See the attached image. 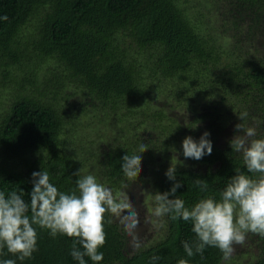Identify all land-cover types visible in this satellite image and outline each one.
Here are the masks:
<instances>
[{
	"label": "trees",
	"instance_id": "obj_1",
	"mask_svg": "<svg viewBox=\"0 0 264 264\" xmlns=\"http://www.w3.org/2000/svg\"><path fill=\"white\" fill-rule=\"evenodd\" d=\"M208 5L218 34L228 38L226 47L203 34L179 0H0V16L6 17L0 20V191L23 189L27 202L31 173L40 168L58 190L74 191L77 176L90 169L112 194L136 185L133 178H146L153 197L179 181L172 195L190 207L202 196L219 199L235 170L259 176L248 172L242 151L230 144L247 127L255 138L264 137V0H209ZM155 93L166 95V101L138 108ZM171 101L186 102V125L167 113ZM240 112L247 115L238 130ZM111 119L125 121L112 145L68 134L83 121ZM140 126L146 129L142 135L135 132ZM205 129L211 153L198 160L184 157L182 138H198ZM77 136L84 150L73 143ZM139 141L146 147L140 168L128 175L119 165L121 152L136 149ZM172 150L186 166L175 168L169 179L158 162ZM200 179L204 188L196 183ZM163 217V240L134 251L126 228L106 209L104 240L97 245L103 255L85 256L86 264H177L182 257L189 264H222L230 258L209 245L196 253L191 221ZM33 226L37 248L16 264H78L69 254L74 240L81 247L77 237L51 236L47 228ZM244 239L247 258L233 264H264V236L247 232ZM182 241L193 246L192 256ZM15 255L0 248V258Z\"/></svg>",
	"mask_w": 264,
	"mask_h": 264
},
{
	"label": "clouds",
	"instance_id": "obj_2",
	"mask_svg": "<svg viewBox=\"0 0 264 264\" xmlns=\"http://www.w3.org/2000/svg\"><path fill=\"white\" fill-rule=\"evenodd\" d=\"M5 18L0 16V20ZM246 115V112L239 113L235 129L243 127ZM209 136L206 129L198 138L185 135L181 140L182 155L198 160L210 154L212 141ZM247 137L254 138L246 140ZM231 141V148L242 151L248 172L259 173V176L252 177L235 170L220 190L219 199L213 195L202 196L190 207L182 198L172 195L179 187V181H175L167 191L155 193V215L169 214L173 219L179 217L191 221V230L197 238L194 242L196 253H202L209 245L217 247L227 257L233 251V243L242 242L247 232L264 236V137L255 138V130L247 127L242 136L232 137ZM145 148L144 142L139 141L136 149L121 152L119 165L124 173L136 175ZM165 175L173 179L175 166L169 164ZM31 177L32 188L27 202L21 194L23 189L20 192L9 191L7 195L0 191V248L16 254L14 259L0 258V264H16L17 260L22 261L32 255L37 248V232L33 225L47 228L51 236L59 232L77 237L81 247L77 248L74 240L69 254L78 264H86L85 256L90 260H100L103 251L97 245L104 240L102 215L106 209H116L119 205L110 187L99 183L91 173L77 176L75 190L68 192L58 190L42 168L34 170ZM196 183L201 188L206 186L203 179ZM181 243L185 254L192 256L193 246L188 241ZM150 259L155 261L158 257L154 255ZM177 264H189V261L182 257Z\"/></svg>",
	"mask_w": 264,
	"mask_h": 264
},
{
	"label": "rangeland",
	"instance_id": "obj_3",
	"mask_svg": "<svg viewBox=\"0 0 264 264\" xmlns=\"http://www.w3.org/2000/svg\"><path fill=\"white\" fill-rule=\"evenodd\" d=\"M197 1H200V3H196ZM179 2L186 9L192 22L195 23L196 27L201 30L203 34H210L216 38L220 45L223 47L227 46L229 42L227 41L228 38L221 33L218 34L217 19L214 13L209 11V0H179ZM192 97L193 96H191V98ZM165 99L166 95L155 93L152 99L142 101L138 108H141L140 106L144 107L146 104L159 107V104L166 101ZM199 99L194 98V100ZM177 102L178 101H171L170 107H167V113L170 115L172 113V116L178 118L177 120L179 123L186 125L189 122L188 118L190 115L185 109L186 102ZM135 119H137L135 122L141 120L140 118ZM84 123L86 124V122L83 121L82 125L73 128L68 134H71V136L81 135L84 138L81 139L82 142L93 141L96 142L97 145L106 144L108 146L114 144V142L120 138L121 128L124 126L123 123L125 124V121L121 122V125L116 122V119L98 123H96L95 120L94 125H85ZM135 132L136 134L142 135L146 132V129L144 126H140ZM77 138L78 136L72 139L74 144L78 143V141L76 142ZM77 146L83 147L84 145L77 144ZM81 150H84V147ZM158 163L165 164L166 168H168L169 164L175 166L176 169L181 166H186L182 162L177 150H172L171 153L164 155V158ZM84 171L85 174H93L90 169ZM93 175L97 177L99 183L107 186L104 179L101 178L98 173L95 172ZM133 181L138 183L130 187L127 191H117L113 193V198L119 202V205L116 209H109V211L116 223H122V225H124L131 248L136 251L147 249L162 241L166 233V224L163 215L157 216L154 214V197L149 191L147 179L144 178L139 180L138 178H133ZM246 241L247 240L244 239L240 243H234L235 245L230 254V258H228L227 261L225 260L226 262L222 264H233L236 261H240L241 263L244 262L247 258L245 252L248 250Z\"/></svg>",
	"mask_w": 264,
	"mask_h": 264
},
{
	"label": "flooded vegetation",
	"instance_id": "obj_4",
	"mask_svg": "<svg viewBox=\"0 0 264 264\" xmlns=\"http://www.w3.org/2000/svg\"><path fill=\"white\" fill-rule=\"evenodd\" d=\"M230 130H233V128L231 127V129Z\"/></svg>",
	"mask_w": 264,
	"mask_h": 264
}]
</instances>
